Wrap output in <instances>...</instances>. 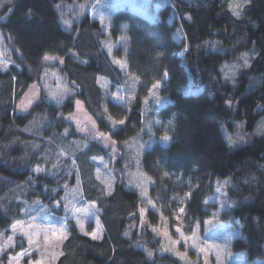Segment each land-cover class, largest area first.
<instances>
[{"label": "trees", "instance_id": "trees-1", "mask_svg": "<svg viewBox=\"0 0 264 264\" xmlns=\"http://www.w3.org/2000/svg\"><path fill=\"white\" fill-rule=\"evenodd\" d=\"M61 1L11 0L0 6V33L12 61L7 71H0V232L17 216V198L48 202L53 180L34 175L33 168L42 166L65 140L62 116L72 113L74 97L98 131L115 142L120 153L115 164L124 172L133 165L130 143L147 138L143 112L149 90L162 82L159 94L166 103L158 117L169 121L170 129L166 143L154 141L140 157L150 186L167 190V198L168 192L177 191L168 175L185 178L191 185L180 189L189 194L186 214L201 222L207 215L205 197L220 179L230 178L233 187L227 195L234 206L223 217L241 233L231 251L248 261L264 259V132L234 149H228L224 135L238 122L252 132L264 116V0H247L240 19L221 0L204 5L171 0L173 6L164 5L153 20L127 7L117 9L110 26L113 56L125 62L126 73L101 49L104 32L86 12L69 30L62 27ZM177 28L182 41L174 36ZM244 52L250 54L249 65L238 71L234 82L225 80L222 66ZM45 55L62 60L58 72L74 93L58 106L42 95L28 114H15L17 101L40 80ZM98 78L125 91L123 104L105 98ZM84 156L105 158V152L90 143ZM84 159L79 161L84 191L98 211L102 236L91 239L66 221L67 235L55 264H181L158 253L159 244L150 233V242H142L132 228L142 205L138 193L116 180L112 192L104 194L89 169L84 171ZM148 223L145 229L152 221ZM23 247L15 245L8 252Z\"/></svg>", "mask_w": 264, "mask_h": 264}, {"label": "rangeland", "instance_id": "rangeland-1", "mask_svg": "<svg viewBox=\"0 0 264 264\" xmlns=\"http://www.w3.org/2000/svg\"><path fill=\"white\" fill-rule=\"evenodd\" d=\"M11 0H0V6ZM231 15L240 19L243 16L247 0H221ZM243 4L240 16L232 14L230 5ZM173 6L171 0H62L59 4L60 23L69 30L74 21L86 12L90 21H96L104 37L100 40L101 49L107 53L113 66L121 72H127L124 61L113 56L116 46L110 34L113 13L127 7L147 19L153 20L157 11L164 5ZM175 38L183 40V33L177 28ZM214 49L215 47L212 46ZM244 57L250 63V54H238L236 59L221 68L225 80L234 82L238 71L245 67ZM61 59L51 58L43 60L44 71L37 84L17 101L14 112L26 115L32 107L39 103L42 95L44 101L53 105H60L66 97L74 93L63 76L58 72ZM12 65L9 48L2 42L0 33V71H7ZM236 65V68L232 66ZM234 73V74H233ZM227 74V75H226ZM167 76L163 77V82ZM105 98L112 103L123 104L125 91L118 86L111 85L106 79L98 78ZM162 82L155 83L149 90L144 106V132L146 139H136L130 143L132 166H127L124 172L118 171L115 161L120 156L115 142L107 135L98 131L95 122L86 112L82 102L73 98L72 113L62 116L65 128L56 151L50 153L40 167L33 168L34 175L45 174L53 180L46 197L48 202L36 198L30 201L17 198L19 210L13 223L6 232H0V264H55L60 256V246L67 235L66 221H72L79 232L91 239L102 236V227L98 218V211L90 203L84 191V178L79 161L84 159L86 148L90 143L98 144L105 152V158H85L82 164L84 171L89 169L90 178L102 188L104 194L109 195L116 180L125 189L135 190L140 198L141 207L137 216L139 222L133 225L142 242L149 243L146 233L152 235L156 241L158 253L171 255L181 264H264V259L246 260L242 255L231 251V243L241 237L239 227L223 217V213L234 206L227 195V188L233 187L230 178L220 179L215 191L204 199L206 217L201 221H194L186 214L185 204L188 193H180L182 187H190L189 181L182 176L168 175L171 188L177 189L165 192L153 189L141 168L140 157L154 141L166 143L170 129L169 121H161L158 117L159 109L166 103V99L159 94ZM264 132V116L256 123L252 132L244 130L243 123L235 124L232 132H224L226 145L233 142L234 149L247 142L253 135L259 136ZM69 133L72 137H69ZM168 138V137H167ZM166 199V200H165ZM152 221L151 225L145 226ZM95 237V238H94ZM24 247L14 254L8 251L15 245ZM27 251V255L24 253ZM264 251V246H263Z\"/></svg>", "mask_w": 264, "mask_h": 264}, {"label": "snow or ice", "instance_id": "snow-or-ice-1", "mask_svg": "<svg viewBox=\"0 0 264 264\" xmlns=\"http://www.w3.org/2000/svg\"><path fill=\"white\" fill-rule=\"evenodd\" d=\"M230 7L232 9V14L234 16H236V17H239L241 13L237 9L243 8V4H241V3H235V4L230 5ZM213 47H215V45H213ZM49 59H51V57H49L47 55L44 56V60H49ZM244 60H245L244 66L246 67L247 64H248L247 58L244 57ZM225 67H227V65H225ZM232 67L233 68H236L237 66L236 65H233ZM165 75H167V73H165ZM228 103H230V101ZM164 139L167 140L168 138L167 137H164ZM232 144H233V142L231 140H229V146H232ZM24 254L27 255L28 254L27 251ZM149 255H151V253H149Z\"/></svg>", "mask_w": 264, "mask_h": 264}, {"label": "water", "instance_id": "water-1", "mask_svg": "<svg viewBox=\"0 0 264 264\" xmlns=\"http://www.w3.org/2000/svg\"><path fill=\"white\" fill-rule=\"evenodd\" d=\"M175 1L182 3V4H185V5L194 4V3L204 5L207 2V0H175Z\"/></svg>", "mask_w": 264, "mask_h": 264}, {"label": "clouds", "instance_id": "clouds-1", "mask_svg": "<svg viewBox=\"0 0 264 264\" xmlns=\"http://www.w3.org/2000/svg\"><path fill=\"white\" fill-rule=\"evenodd\" d=\"M228 147H229V148H232V147H233V144H232V146H229V145H228Z\"/></svg>", "mask_w": 264, "mask_h": 264}, {"label": "crops", "instance_id": "crops-1", "mask_svg": "<svg viewBox=\"0 0 264 264\" xmlns=\"http://www.w3.org/2000/svg\"><path fill=\"white\" fill-rule=\"evenodd\" d=\"M90 238V237H89Z\"/></svg>", "mask_w": 264, "mask_h": 264}]
</instances>
